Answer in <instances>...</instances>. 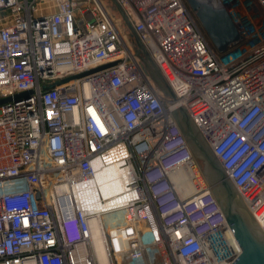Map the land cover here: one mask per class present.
<instances>
[{"label":"built area","instance_id":"2783aa9c","mask_svg":"<svg viewBox=\"0 0 264 264\" xmlns=\"http://www.w3.org/2000/svg\"><path fill=\"white\" fill-rule=\"evenodd\" d=\"M256 2L261 17L230 13L241 39L219 53L185 0H0V264H231L240 247L210 187L180 197L170 177L195 164L172 115L179 107L264 231ZM119 8L173 97L153 81ZM116 161L132 177L127 199L103 211L120 216L100 219L99 253L96 213L75 190L95 203V169Z\"/></svg>","mask_w":264,"mask_h":264},{"label":"water","instance_id":"95a60500","mask_svg":"<svg viewBox=\"0 0 264 264\" xmlns=\"http://www.w3.org/2000/svg\"><path fill=\"white\" fill-rule=\"evenodd\" d=\"M185 1L217 52H224L230 45L241 39V34L230 13L221 3L212 0ZM119 12L128 26L135 43L146 56L147 67L153 81L166 96L173 97L171 88L157 65L145 51L120 8ZM27 93L28 91H23L16 94L15 98ZM9 99L10 97L6 98V100ZM172 115L184 135L193 157L202 161L203 177L216 198L225 221L232 230L240 247V253L231 264H264L263 229L253 218L239 191L227 176L219 160L201 136L185 108L179 107L173 110Z\"/></svg>","mask_w":264,"mask_h":264},{"label":"bare ground","instance_id":"6f19581e","mask_svg":"<svg viewBox=\"0 0 264 264\" xmlns=\"http://www.w3.org/2000/svg\"><path fill=\"white\" fill-rule=\"evenodd\" d=\"M212 1L217 2V0ZM193 165L195 164L176 169L170 173V177L174 182L175 188L180 197H186L204 186V182L201 179V175L198 171H194L195 169ZM184 171L186 173H184ZM129 172L130 171L128 168L119 167V161L110 164L106 168H96L94 175L92 176L89 182L90 191L96 198V202L93 204H87L85 202V197L81 193L80 187L75 190L77 205L82 208L85 212L96 213V218L89 217L88 223L90 227L91 239L93 240L94 244L99 248V253L101 251L99 240L102 237L100 219H102L103 211H105L107 208L112 207L114 205L122 204L127 199V195L124 193V184L129 180L130 177H132L129 176ZM190 187L192 188V190L189 191L188 188ZM150 212L153 213L152 210ZM112 215H116V213ZM259 218V223L263 224L264 221H262V217L259 216Z\"/></svg>","mask_w":264,"mask_h":264},{"label":"rangeland","instance_id":"374dc122","mask_svg":"<svg viewBox=\"0 0 264 264\" xmlns=\"http://www.w3.org/2000/svg\"><path fill=\"white\" fill-rule=\"evenodd\" d=\"M107 1L108 0H105V2H107ZM220 1H222V0H220ZM225 1L228 5V8L230 10V13L232 14L233 19H235L236 21H239V20L245 21V20H247V17L253 19L254 16L255 17H261L262 16L263 11H262L261 7L258 5V3L256 2V0H225ZM130 36L132 38V34H130ZM194 160H195V164H196V167H195V165H193V167L195 169L194 171L199 170L202 181L204 183H206V181L203 177V174H202V167H203L202 161L200 159H195V158H194ZM197 168H198V170H196ZM184 173H186V172L184 171ZM188 189H189V191L192 190L191 187ZM151 214L154 216L153 213H151ZM117 215L120 216L119 213H116V215L111 214L108 216H107V214H105L103 216L108 217L106 220H111V218L113 220L114 217ZM119 264H129V261L125 258H122L119 261Z\"/></svg>","mask_w":264,"mask_h":264}]
</instances>
